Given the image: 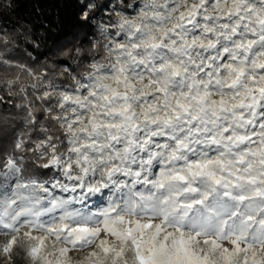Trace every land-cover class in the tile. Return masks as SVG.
<instances>
[{
    "label": "clouds",
    "instance_id": "1",
    "mask_svg": "<svg viewBox=\"0 0 264 264\" xmlns=\"http://www.w3.org/2000/svg\"><path fill=\"white\" fill-rule=\"evenodd\" d=\"M78 2L39 60L0 6V264H264V0Z\"/></svg>",
    "mask_w": 264,
    "mask_h": 264
},
{
    "label": "trees",
    "instance_id": "2",
    "mask_svg": "<svg viewBox=\"0 0 264 264\" xmlns=\"http://www.w3.org/2000/svg\"><path fill=\"white\" fill-rule=\"evenodd\" d=\"M8 2L9 0H0V6ZM10 3L11 7L4 8V19L9 21L12 28L18 27L20 21L32 26V38L41 42L44 48L43 52L38 53V60L74 43L81 32L92 33L91 25L79 20L84 6L79 4L78 0H10ZM103 8L107 9L108 3H105ZM45 24L48 27H45ZM5 27L9 25L6 24ZM40 30L45 33L43 37L39 35ZM86 40L85 36L82 43ZM28 50L33 51V47L29 45ZM58 63L67 61L60 60ZM2 91L3 89H0V92ZM14 102L13 97L4 95L0 105L5 109H12Z\"/></svg>",
    "mask_w": 264,
    "mask_h": 264
},
{
    "label": "snow or ice",
    "instance_id": "3",
    "mask_svg": "<svg viewBox=\"0 0 264 264\" xmlns=\"http://www.w3.org/2000/svg\"><path fill=\"white\" fill-rule=\"evenodd\" d=\"M225 195H228V193H225ZM195 203L200 204L202 202L196 201ZM248 219L251 220V217ZM261 224H264V221H261ZM165 240H167V237H165ZM138 264H195V262L189 257L185 242L181 239L173 241L172 252L168 251L166 244L149 249L147 255L141 254L138 256Z\"/></svg>",
    "mask_w": 264,
    "mask_h": 264
}]
</instances>
